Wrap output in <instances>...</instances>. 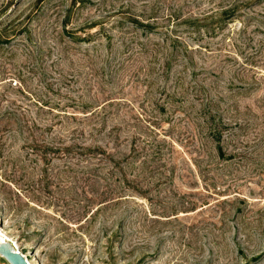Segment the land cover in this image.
<instances>
[{"label":"rangeland","instance_id":"1","mask_svg":"<svg viewBox=\"0 0 264 264\" xmlns=\"http://www.w3.org/2000/svg\"><path fill=\"white\" fill-rule=\"evenodd\" d=\"M0 33L31 264H264V0H0Z\"/></svg>","mask_w":264,"mask_h":264},{"label":"water","instance_id":"2","mask_svg":"<svg viewBox=\"0 0 264 264\" xmlns=\"http://www.w3.org/2000/svg\"><path fill=\"white\" fill-rule=\"evenodd\" d=\"M0 257L6 264H29L15 244L6 236L0 234Z\"/></svg>","mask_w":264,"mask_h":264},{"label":"trees","instance_id":"3","mask_svg":"<svg viewBox=\"0 0 264 264\" xmlns=\"http://www.w3.org/2000/svg\"><path fill=\"white\" fill-rule=\"evenodd\" d=\"M224 13V16L225 15H229V12H227V11H224L223 12ZM138 21H136V23H137ZM145 27H150V28H152V27H154L152 24H147V26H145ZM1 36H4L2 33H0V39H1ZM13 38L12 39H15V36H12ZM0 43H1V41H0ZM85 106H88L87 104H85ZM215 118H216V116L214 115V114H212V113H210L209 114V119H210V122L211 123H213V122H215ZM46 130H45V132L46 133H48V132H53V130H54V125L53 126H47L46 128H45ZM209 133H210V136L212 137V139L214 140V141H216V142H219L220 141V132H219V127L216 125V124H212V126H210V128H209ZM46 150H49L48 148H46ZM90 149H88V151H89ZM218 151L220 152V154H222V149L220 148V146H218Z\"/></svg>","mask_w":264,"mask_h":264},{"label":"bare ground","instance_id":"4","mask_svg":"<svg viewBox=\"0 0 264 264\" xmlns=\"http://www.w3.org/2000/svg\"><path fill=\"white\" fill-rule=\"evenodd\" d=\"M0 234L3 236L4 234L2 233V231H0ZM5 236V235H4ZM18 250V249H17ZM26 258V257H25ZM27 260V258H26ZM28 261V260H27ZM29 264H31L29 261H28Z\"/></svg>","mask_w":264,"mask_h":264}]
</instances>
